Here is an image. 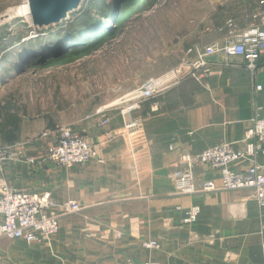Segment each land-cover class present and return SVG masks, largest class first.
<instances>
[{
    "label": "crops",
    "instance_id": "0c3cea01",
    "mask_svg": "<svg viewBox=\"0 0 264 264\" xmlns=\"http://www.w3.org/2000/svg\"><path fill=\"white\" fill-rule=\"evenodd\" d=\"M239 22L244 28L253 20ZM223 26L213 31L206 28L198 38L208 39L205 45L221 40ZM191 37L190 33L185 39ZM178 58L165 59L157 73L137 75L131 88L165 74ZM218 60L209 58L221 73L206 84L187 78L143 100L136 114L145 119L149 143L137 154L136 169L130 166L133 160L121 137L98 148L102 161L65 167L43 159L49 140L35 132L24 128L15 137L0 134V145L31 140L25 156L9 161L0 170V178L18 189L50 191L61 203L76 200L87 205L62 219L49 245L1 238L0 264H264V205L251 197L252 190L222 189L218 173L204 165L195 167V183L200 187L213 179L218 190L177 194L172 178L179 169V151L200 153L224 141L235 142L239 148L251 119L256 114L264 117V56L254 75L241 57L227 67ZM114 102L105 101L102 106ZM99 107L89 108L69 123L94 144L103 140L104 133L97 125L99 117H92ZM108 113L110 128L121 127L119 110L112 107ZM248 165L245 159L231 167L240 171ZM193 205L200 207L197 220L185 223ZM151 240L160 247L143 245Z\"/></svg>",
    "mask_w": 264,
    "mask_h": 264
},
{
    "label": "rangeland",
    "instance_id": "374dc122",
    "mask_svg": "<svg viewBox=\"0 0 264 264\" xmlns=\"http://www.w3.org/2000/svg\"><path fill=\"white\" fill-rule=\"evenodd\" d=\"M111 1L105 0V4ZM132 4L135 6L130 7ZM24 7L27 0H0V98L10 94L21 97L26 113L18 133L26 128L38 136L70 126L89 108L118 101L136 89L131 85L137 75L157 73L165 59L172 61L179 56V62L192 44L209 43L198 38L206 28L213 31L228 19L238 24L248 18L252 21L259 0H122L119 9L123 19L119 23L110 20L114 27L119 26L112 37L47 66L33 65L29 57L44 56L58 47L66 33L74 34L85 11L97 18L99 9L95 0H84L69 18L40 30L29 23ZM17 8L22 13H9ZM190 33L193 40L185 39ZM187 42L190 46L185 47ZM64 48L68 55L78 50Z\"/></svg>",
    "mask_w": 264,
    "mask_h": 264
},
{
    "label": "built area",
    "instance_id": "2783aa9c",
    "mask_svg": "<svg viewBox=\"0 0 264 264\" xmlns=\"http://www.w3.org/2000/svg\"><path fill=\"white\" fill-rule=\"evenodd\" d=\"M253 22L248 27H241L228 19L220 29L224 33L221 40L207 45L199 43L186 48L179 62L165 74L150 78L135 90L121 96L116 103L99 107L92 115L98 116L97 125L104 129L103 140L92 143L86 136L62 126L56 130L45 131L38 135L48 139L49 146L43 159L55 165L72 167L99 160L98 148L108 145L117 137L123 138L136 169L137 154L148 145L145 133V119L138 116L142 102L146 98L156 97L187 78L200 83L221 73L219 66L209 61L211 56L219 58L224 66H233L234 58L245 60L246 68L252 75L258 68L259 60L264 56V0H259V7L252 15ZM261 90V85H256ZM119 110L123 124L119 128H110L109 108ZM156 110V109H154ZM31 140H21L12 144L0 145V170L3 171L9 161L25 156V150ZM224 141L207 148L200 153L179 151V169L172 175L177 194H194L199 191H216L220 187L213 179L202 186L195 183V167L207 166L216 171L221 180V188L227 191L252 190L251 197L264 205V117L256 114L245 131L244 138L238 142ZM174 149V146L170 147ZM249 160L243 170L232 169V163L238 160ZM33 162L31 158H27ZM87 207L76 200L58 202L50 191H32L11 186L6 179L0 178V239H22L28 243L50 241L59 233L61 222L67 215L82 212ZM200 207L193 205L187 211L185 223L197 220ZM148 248H159L157 241H145ZM128 264H162L157 261H129Z\"/></svg>",
    "mask_w": 264,
    "mask_h": 264
},
{
    "label": "trees",
    "instance_id": "16d2710c",
    "mask_svg": "<svg viewBox=\"0 0 264 264\" xmlns=\"http://www.w3.org/2000/svg\"><path fill=\"white\" fill-rule=\"evenodd\" d=\"M120 2H122V0H112L111 3L105 4V0H98L97 3L95 0V4L99 9L97 18H92V14L87 13L90 10L85 11V17L82 16L79 19L80 23L75 26L76 29L73 30L74 34L71 33V35H68V33H66L63 39L60 40L61 42H57L58 47L51 49L45 53L46 55L44 56L33 54V56L29 57V60L31 59L30 61H32L31 64L36 66H47L54 62L60 63L71 55L80 54L77 52H83L90 45H101L106 39L112 37L117 31L116 28L119 27L118 25L114 27V23L110 24V20L113 19L119 23L123 19V15L119 9ZM133 6L135 5L132 4L130 7ZM104 18L105 20H103ZM63 45L67 47L72 46L73 48H78V50H71L67 52L71 53L68 55L62 51V49L64 50V47H66H63ZM22 62L21 65H25V62ZM13 68L16 70L17 66L13 65ZM20 98L21 97L14 94H10L0 99V134L15 137V135L20 132L22 115L26 113V106L22 105Z\"/></svg>",
    "mask_w": 264,
    "mask_h": 264
},
{
    "label": "water",
    "instance_id": "95a60500",
    "mask_svg": "<svg viewBox=\"0 0 264 264\" xmlns=\"http://www.w3.org/2000/svg\"><path fill=\"white\" fill-rule=\"evenodd\" d=\"M84 0H27L30 23L40 30L57 25L80 9Z\"/></svg>",
    "mask_w": 264,
    "mask_h": 264
},
{
    "label": "bare ground",
    "instance_id": "6f19581e",
    "mask_svg": "<svg viewBox=\"0 0 264 264\" xmlns=\"http://www.w3.org/2000/svg\"><path fill=\"white\" fill-rule=\"evenodd\" d=\"M93 3V2H92ZM96 7V6H95ZM22 10H24V12L25 13H28V16H29V10H28V7H24V9H22ZM21 9H19V8H17V9H12L11 11H9V13L10 14H12V15H17V14H19V13H22L21 11H22ZM28 11V12H27ZM16 13V14H15ZM85 17V16H84ZM89 18V17H88ZM29 19H30V16H29ZM31 20V19H30ZM30 23V22H29ZM73 25H75V24H73ZM41 33V32H40ZM116 103V102H115Z\"/></svg>",
    "mask_w": 264,
    "mask_h": 264
}]
</instances>
